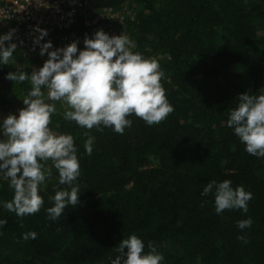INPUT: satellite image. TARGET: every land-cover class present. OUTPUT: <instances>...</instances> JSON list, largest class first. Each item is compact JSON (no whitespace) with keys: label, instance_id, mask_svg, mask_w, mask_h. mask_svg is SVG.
Here are the masks:
<instances>
[{"label":"trees","instance_id":"obj_1","mask_svg":"<svg viewBox=\"0 0 264 264\" xmlns=\"http://www.w3.org/2000/svg\"><path fill=\"white\" fill-rule=\"evenodd\" d=\"M126 1L132 17L123 26L132 51L159 63L174 111L153 126L133 114L122 135L92 129L88 155V130L66 121V110L56 106L49 127L74 137L79 203L56 221L48 218L50 198L67 187L48 161L44 170L51 176L39 191L43 207L18 217L3 207L14 191L0 173V221H6L0 226V264H111L120 242L132 234L144 242L145 254L149 243L157 249L161 264H264V157L247 153L227 124L241 94L264 89V0H84L70 34L80 37L85 50L84 17ZM12 60L24 64L16 55ZM5 66L0 77L24 100L30 79H7ZM20 72L32 74L28 67ZM225 180L252 193L247 213L218 215L215 189L201 195L210 181ZM249 218L250 228L237 227ZM29 232L36 239L23 240Z\"/></svg>","mask_w":264,"mask_h":264},{"label":"clouds","instance_id":"obj_2","mask_svg":"<svg viewBox=\"0 0 264 264\" xmlns=\"http://www.w3.org/2000/svg\"><path fill=\"white\" fill-rule=\"evenodd\" d=\"M14 31V30H13ZM13 31L0 35V64L8 65L17 45L10 42ZM39 39L47 35L44 30ZM38 43V41H36ZM85 50L78 51L73 42L65 48L49 52L52 44L45 43L40 55L47 53L48 60L39 70H34L29 78L26 72L9 73L7 79L24 83L30 79L31 91L23 100L25 108L18 117L9 115L0 122V173L9 180L14 191L11 201L3 207L18 217L38 213L44 205L39 194L46 176L44 166L48 161L59 173V184L67 186L56 190L50 199L54 206L47 209L48 218L58 220L66 207L79 203L80 187L76 183L81 175L74 137L71 134H57L49 127L51 117L57 112L55 103L62 102L67 109L64 119L75 122L86 129L85 151L92 154L94 137L92 129L103 131L112 128L117 134H124L131 127L129 116L135 115L148 126L158 125L174 111L169 104L165 89L161 84L164 73L155 59H145L134 53L135 44L125 35L109 36L99 30L94 37L84 39ZM14 62V61H13ZM238 106L230 111L228 127L245 145L247 153L264 157V89L256 94H241ZM214 192L215 211L219 215L225 210L239 209L248 212L252 193L243 186L235 189L230 180L221 183L210 181L201 193L207 196ZM251 218L237 222L241 230L250 228ZM6 221H0V226ZM35 232L25 233L23 240L36 239ZM247 243L243 236L237 237ZM145 254L144 242L135 234L123 239L116 251L120 254L111 264H161L164 257L148 244Z\"/></svg>","mask_w":264,"mask_h":264},{"label":"built area","instance_id":"obj_3","mask_svg":"<svg viewBox=\"0 0 264 264\" xmlns=\"http://www.w3.org/2000/svg\"><path fill=\"white\" fill-rule=\"evenodd\" d=\"M82 1L84 0H0V35L14 30L12 40L5 42V47L9 43L16 44L13 55L24 63L11 60L9 64L12 65V70L9 73L20 72L26 67L31 71L32 66L42 68L48 60L47 53L40 55L45 43L52 44L49 52L65 48L73 42L77 43L78 51H83L80 37L70 34L76 21V11ZM127 17H132V13L123 8V5L118 8H102L84 17V26L90 38L97 31L103 30L109 36L123 34L131 40L123 26ZM37 29L46 31L47 35L39 39L40 32Z\"/></svg>","mask_w":264,"mask_h":264},{"label":"rangeland","instance_id":"obj_4","mask_svg":"<svg viewBox=\"0 0 264 264\" xmlns=\"http://www.w3.org/2000/svg\"><path fill=\"white\" fill-rule=\"evenodd\" d=\"M123 5V8H126L130 10L128 1H126ZM130 8V9H129ZM132 12V11H131ZM31 66V65H30ZM6 68H8L7 75L9 74V70H12V65H6ZM31 72L36 69L32 66ZM45 92V100L47 103H55L56 106H60L62 110H67L66 106L63 105L62 102H52L48 101L46 98L47 89H43ZM26 106L23 103V100L19 99L16 94L12 91V87L9 85L8 81L5 79V77H0V122H2L4 119H6L9 115H15L18 117L19 111ZM0 139H4L2 136V132H0Z\"/></svg>","mask_w":264,"mask_h":264}]
</instances>
